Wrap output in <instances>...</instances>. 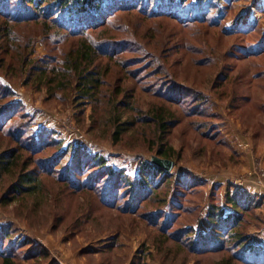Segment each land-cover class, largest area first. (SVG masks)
<instances>
[{
	"label": "rangeland",
	"instance_id": "rangeland-1",
	"mask_svg": "<svg viewBox=\"0 0 264 264\" xmlns=\"http://www.w3.org/2000/svg\"><path fill=\"white\" fill-rule=\"evenodd\" d=\"M197 4L203 6L195 9ZM183 6L182 18H187L183 22L172 15L151 21L137 12L123 13L114 22L109 19L110 24L96 35L126 42V46L114 59L101 56L89 67L98 66L103 73L97 96L101 99L93 102L80 97L76 78L65 81L66 90L50 89L60 78L49 85L54 75L48 73L42 83L38 69L45 65L34 63L45 56L59 61L78 49V41L55 43L51 50L34 26L22 27L19 33L25 38L17 43H10L0 32V97L8 92L11 100L7 101L25 108L32 117L27 131L41 138L40 131L51 130L54 135L47 140L56 141L47 150L45 146L43 154L18 151L16 166L0 175V229H11L20 264H221L229 260L228 253L193 257L144 222L134 212L136 207L123 211L128 207L130 185L116 202L119 206H108L104 196L111 182L97 169L85 171L87 161L81 173L70 165L78 166L71 159L79 150L83 158L86 153L102 156L112 172H126L135 181L143 164L151 163L163 144L172 147L170 160L175 165L170 172L176 179L146 203L149 218L153 220L162 210L158 204L167 192L175 195V182L196 186L195 191L179 195L185 203L178 214L182 225L193 227L199 236L210 229L208 212L213 203L232 211L228 194L243 193L253 206L245 232L255 245L264 246V0H189ZM192 14L199 18L188 21ZM52 60L50 66L58 68L59 63ZM261 71L263 76H254ZM198 91L222 114L223 119L219 121L217 114L216 120L229 148L194 130L196 120H205L188 114L193 112ZM171 97L184 101L173 104L168 101ZM155 119L178 125L161 134ZM24 121L18 114L0 133V154L18 149L10 132ZM120 124L123 130L116 140ZM21 139L31 144L33 137L25 134ZM57 154L67 156L61 162L46 159ZM24 166L40 185L30 193H16ZM67 166L75 172L76 184L87 189H76L70 176L66 183L59 178ZM184 172L191 176L185 179ZM152 182L156 185L161 180Z\"/></svg>",
	"mask_w": 264,
	"mask_h": 264
},
{
	"label": "trees",
	"instance_id": "trees-1",
	"mask_svg": "<svg viewBox=\"0 0 264 264\" xmlns=\"http://www.w3.org/2000/svg\"><path fill=\"white\" fill-rule=\"evenodd\" d=\"M154 1L155 6H153ZM187 1L189 0H0V19H4L2 24L0 22V32L3 33L4 37H6L10 43H17L25 38V35H21L19 30H21L22 27L27 28L26 26L28 25L34 26V28H37V30L42 33L47 41V46L51 50L54 49L55 43L69 42L72 40L78 41V49L71 51L59 61L54 56L52 58L45 56L35 60L34 63L43 61L42 63L45 65L41 66L42 70L38 66V70L43 74L41 76L42 83H45L44 75L48 73H53L54 75V78L48 81L49 85H52L60 78L59 84L54 87L51 86L50 89L60 91L66 90L67 82L65 81L69 80L70 77L72 79L76 78L77 91L82 99L89 102H93L96 99L100 101L101 98L97 96H100L101 93L103 73L102 70H99L98 66L94 70H89V67L94 64L96 58L101 56L114 59L113 56L116 53L125 49L126 42H116V39L113 38L101 39L103 37H99L96 34H100L101 29L110 24V20L114 22L115 19L120 18L123 13L137 12L151 21H158L157 19L172 15L176 20L180 19L179 22H183L187 20V18H182L186 7L183 5H186ZM195 1L197 3H202L206 0ZM201 6H203V4H197L195 9H199ZM190 18L192 21H195L194 19H198L199 16L192 14L189 16L188 21ZM186 24L188 25L190 22ZM191 24L196 23L191 22ZM2 33H0V36ZM29 33L32 32L29 31ZM33 34L34 33L31 35ZM133 38L134 37L128 39ZM49 60L55 61V63L58 62L59 67L55 68L54 66H50ZM24 63H26V60L23 61V64ZM33 71H35V66L31 69V73H33ZM132 71L134 72V70ZM170 73L172 75V72ZM261 75L263 76L262 71L254 76ZM193 90L194 89H191L192 93ZM7 93L8 92H5L4 95L0 97V133H3L7 125L11 123L13 118L17 117L18 114H20V118L25 121L22 127L16 125L11 128L10 135L20 147L17 146V150H13L12 148V150H7L0 154V175L3 172H10L11 169L16 166V162L19 161L20 155L17 154L18 151L30 152L35 156L37 154H43V152L56 144V141L50 138L54 135V132L51 130L40 131L38 134H40L41 138L35 137L32 131H27L32 117L25 111V108L19 107V105L17 106L16 102L7 101L8 99L11 100V96ZM198 93L201 95L198 94V96L194 98V104L196 105L193 104V112L191 110L188 114L192 118L204 117L205 120L201 122L196 120L197 123L193 122L196 125L194 130L200 132L205 138L213 139L212 141L217 146L229 148V144L222 134L219 125V121L223 119L222 114L220 112H215L208 100H202L203 97L207 96H204L201 91H198ZM247 99L251 100L252 98L249 96ZM179 100L183 99L171 97L168 101L173 104H176L175 102L178 104L182 103L179 102ZM181 105L179 106L182 107ZM262 105L263 104L260 106L262 107ZM198 109H200V111H197ZM217 114L220 115V118H218L219 115ZM217 118L219 121L216 120ZM155 120L159 124L161 134L169 133L172 128L178 125L176 121L168 123L163 119ZM130 125L133 124L130 123ZM121 130H123L122 124H120L119 130L114 134L116 140H119ZM25 134H30L33 137L31 144H26L21 139ZM48 136H50V140H47ZM42 142H44V145H41ZM164 145L165 144H163V146ZM163 146L159 149L157 157L172 159L171 153L174 151L173 148H164ZM81 153V150H79L71 159L72 161H77L78 166L76 164L70 165L76 170V173H81L79 169L84 162L87 161V168L85 171L88 169L96 171L97 169L99 173H102L101 175L104 176L107 182H111V185L106 188V194L104 196V200H109L110 202V204L108 202L106 203L108 206H119L116 202L126 195V192H123V190L126 189L125 186L130 185L128 195L130 199H128L129 197L126 198L128 199V207L123 211H130L132 207L134 208L132 211H134L136 207L137 209L134 212L139 213L140 218L144 222L159 230L166 238L174 240L193 257L228 253L230 255L229 260L221 264H230L231 261L245 264H264V246L255 245L252 241L251 234L245 232L249 210H252L253 206L245 200V195L243 193L228 194L227 200L233 207L232 211H228L222 204L213 203L208 212L210 229L207 233L197 236L195 235L196 231L193 227L188 228L182 225L183 223L180 222L181 220L178 214V211L183 209L185 203L183 202V198H179V195L184 194L188 190H191V192L195 191L196 186L192 187L190 184H185L184 182H175V195L171 196L170 190L167 192L165 198H161L158 206H162V210L157 211L155 218L152 220L149 218V212L145 210L146 203L149 202L154 195L157 194L158 196V191L164 186L172 184V181L176 179L174 173L165 170L151 161V163L148 162L147 164H143V168L140 169L141 177L135 181H131V178L126 172H112L107 160L102 156H91L86 153V158H83ZM66 156L67 154H61L60 156L57 154L55 159H51L50 157L46 159L50 161L60 160L61 162ZM30 160L28 163L31 162ZM71 166H69V168L67 166L66 169L64 168L63 175L59 176V178L66 183L69 176L72 177L71 180H69L71 184L79 191H84V189L88 187L76 184L77 178L75 177L77 176H75V172L70 169ZM51 168L47 167V170L49 171ZM181 175L182 177L184 176L185 179L187 175L191 176L186 172L181 173ZM152 180H161V182L154 185ZM37 181L39 180L36 178L35 174L24 166L23 174L21 175L20 181L15 186L14 191L16 193H30L40 185ZM183 183L186 185L185 187ZM93 187L94 186L91 184L90 189ZM114 188H116L117 191H115ZM114 196L116 198L115 202L113 200ZM103 202L101 201V203L105 205ZM161 203L163 204L161 205ZM166 207L168 210H166ZM141 210L144 212H141ZM189 210L191 211L192 208L189 207ZM3 229L4 228L0 229V264H20L17 258L18 252H15L12 246L14 243L13 233L10 231L11 229L7 231ZM113 239L116 241L117 236H114ZM108 245L112 246L113 244L110 243Z\"/></svg>",
	"mask_w": 264,
	"mask_h": 264
},
{
	"label": "water",
	"instance_id": "water-1",
	"mask_svg": "<svg viewBox=\"0 0 264 264\" xmlns=\"http://www.w3.org/2000/svg\"><path fill=\"white\" fill-rule=\"evenodd\" d=\"M152 161L167 171H171L175 165L174 161H172L170 159H162V158H159L157 156H154L152 158Z\"/></svg>",
	"mask_w": 264,
	"mask_h": 264
},
{
	"label": "crops",
	"instance_id": "crops-1",
	"mask_svg": "<svg viewBox=\"0 0 264 264\" xmlns=\"http://www.w3.org/2000/svg\"><path fill=\"white\" fill-rule=\"evenodd\" d=\"M241 144V143H240ZM235 150V149H234ZM235 152H236V150H235ZM235 152H233V153H235ZM230 178V177H229ZM256 184H258L257 182H256ZM258 185H260V184H258ZM262 186H263V184H262ZM143 264H145V263H143Z\"/></svg>",
	"mask_w": 264,
	"mask_h": 264
}]
</instances>
